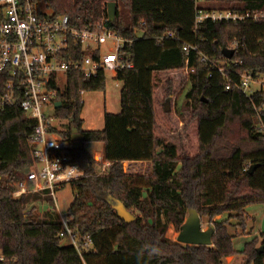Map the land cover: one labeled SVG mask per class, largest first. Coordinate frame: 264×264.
I'll use <instances>...</instances> for the list:
<instances>
[{
    "label": "trees",
    "instance_id": "trees-1",
    "mask_svg": "<svg viewBox=\"0 0 264 264\" xmlns=\"http://www.w3.org/2000/svg\"><path fill=\"white\" fill-rule=\"evenodd\" d=\"M31 2L55 16H68L76 27L104 22L126 41L121 56L132 67L117 73L121 111L105 113L101 130H82L81 112L84 94L104 91L102 75L84 81L79 73L70 74L61 107L55 109L54 119L68 124L51 132L71 145L66 155L83 175L64 185L75 194L64 215L67 227L80 243H92L82 257L60 237L63 223L52 199L13 197L17 177L33 165L29 142L37 122L18 105L0 110V264H226V258L238 253L245 264H264V233L246 242L244 252H236L231 233L236 228L244 232L250 206L264 205V90L250 97L234 86L227 91V79L219 72L221 68L235 82L244 72L264 76V24L196 25L195 0ZM109 3L116 4L114 23ZM209 4L240 13L264 12V0H206L201 8L215 9ZM178 73H188L189 85L180 112L188 121L181 133L160 123L157 106L158 89L166 98L173 87L171 80L161 86L160 78ZM163 113H169L165 107ZM233 122L237 132L228 130ZM79 136L82 144L103 145L108 168L103 171L83 148H73ZM191 139L194 154L188 151ZM126 162H151L152 174L128 176ZM42 201L51 209L32 218L30 205ZM114 203L124 205L135 221L122 222ZM191 209L215 228L212 247L167 238L169 226L179 233ZM217 217L221 220L213 222ZM153 246L159 255L150 254Z\"/></svg>",
    "mask_w": 264,
    "mask_h": 264
},
{
    "label": "built area",
    "instance_id": "built-area-1",
    "mask_svg": "<svg viewBox=\"0 0 264 264\" xmlns=\"http://www.w3.org/2000/svg\"><path fill=\"white\" fill-rule=\"evenodd\" d=\"M195 2L199 7L196 25L206 21L264 24V12L207 10L201 8L206 0ZM125 44L126 41L108 30L104 22L76 27L68 16H55L46 6L37 8L31 0H0V110L18 105L26 117L37 122L29 142L33 165L13 184V197L36 194L43 199L51 198L54 211L63 223L60 237L66 239L80 257L93 249L91 240L80 243L75 238L57 209V194L65 184L83 175L70 165L66 151L71 145L51 132L57 127L43 110L50 106L55 109L67 89L70 74L79 73L84 81L99 75L105 79L109 75L116 80L119 70L130 69L132 66L121 56ZM184 51L187 52V48ZM219 72L227 79V91L234 86L250 97L264 90V76L254 77L244 72L235 82L221 68ZM0 261H3L2 256Z\"/></svg>",
    "mask_w": 264,
    "mask_h": 264
},
{
    "label": "rangeland",
    "instance_id": "rangeland-1",
    "mask_svg": "<svg viewBox=\"0 0 264 264\" xmlns=\"http://www.w3.org/2000/svg\"><path fill=\"white\" fill-rule=\"evenodd\" d=\"M208 7L212 8H224L226 6L221 4H209ZM188 73H178L174 76H162L160 78L161 86H165L168 80H171L173 83V87L171 88V93L164 98L163 94H160L161 89H158V111H159V121L163 125H172L176 126L178 132H183L186 123L188 121V117L185 114V118L180 117V112L184 110L185 105V95L189 90V85L186 82ZM106 84L104 87V91L100 90L98 92L88 93L83 95L84 107L81 112V119L83 121L82 130L91 131V130H101L103 128V117L105 113L108 114H119L121 111L120 105V93H121V84L112 79L111 76L107 75ZM187 84V85H186ZM118 85V87H117ZM186 85V86H185ZM185 86V87H184ZM167 100H170L169 103ZM169 106V113L162 114V110L167 105ZM43 113L46 114L47 117L53 119L54 125L57 127V130L63 131L67 128L68 122L65 121H57L54 119L55 109L53 107H47L43 110ZM165 116V118H164ZM229 131H238V125L236 122H233L228 127ZM175 134V133H174ZM194 134V132H192ZM78 141V138H77ZM87 144V145H86ZM82 144L80 142L81 148H83L95 162L99 165H103L104 159L102 153L96 148H91L89 145L92 144H101V143H86ZM102 145V144H101ZM188 151L190 154H194L195 152V139L189 140L188 143ZM98 147V146H97ZM123 170L128 176H147L152 174V163L145 162V164H133V163H124ZM23 176L19 175L17 178L21 179ZM51 200V198H50ZM75 200V194L70 189L69 186H66L63 190L59 191L57 194V202H58V211L64 216L67 214L70 206L73 204ZM48 210L51 209L50 206H47ZM37 210L32 215L34 217H40L37 214ZM251 213V214H250ZM247 219L244 223V232L241 228L232 229L231 233L234 236V245L236 252H244L245 243L251 241L252 239H256L259 237L260 233H264V205H253L250 206L247 210ZM254 217V218H253ZM221 218L217 217L213 220V222L220 221ZM203 230H207L212 226V223L207 221L206 219H202ZM170 233V234H168ZM178 236V232L175 231L172 225L169 226L167 232V238L171 242H176ZM68 245L71 244L67 241ZM258 248L262 249L260 245V241H258ZM245 256L242 253H238V255L226 258V264H245Z\"/></svg>",
    "mask_w": 264,
    "mask_h": 264
},
{
    "label": "water",
    "instance_id": "water-1",
    "mask_svg": "<svg viewBox=\"0 0 264 264\" xmlns=\"http://www.w3.org/2000/svg\"><path fill=\"white\" fill-rule=\"evenodd\" d=\"M108 17L111 23L115 22L116 19V4L109 3L108 4ZM169 103V101H168ZM165 106V111L169 112V106ZM61 107V103L57 102L55 104V109ZM83 141L82 137H78V141L75 142V149H80V142ZM113 208L118 216V218L126 223L130 224L135 221V217L127 211L124 205L120 203H114ZM215 234V228L211 226L207 230H203V224L201 221V217L197 213V211L191 209L188 211V216L185 223L181 226L176 242L185 245V246H195V247H212V239ZM259 252L263 251L262 249L258 250Z\"/></svg>",
    "mask_w": 264,
    "mask_h": 264
},
{
    "label": "crops",
    "instance_id": "crops-1",
    "mask_svg": "<svg viewBox=\"0 0 264 264\" xmlns=\"http://www.w3.org/2000/svg\"><path fill=\"white\" fill-rule=\"evenodd\" d=\"M89 146L91 148L96 147L100 151V153H102V155H103V145H101V144H92V145H89ZM94 150H95V148H94ZM128 163H132V162H128ZM139 163L145 164V162H139ZM139 163H133V164H139ZM103 167H105V169H106V168L109 167V164L103 163ZM47 206H49L48 203L46 201H42V202L32 203L30 205L29 209H32L33 210V214L35 213V210H37V212H38L37 214H39L40 216H42L46 212L49 211L48 208H47Z\"/></svg>",
    "mask_w": 264,
    "mask_h": 264
},
{
    "label": "clouds",
    "instance_id": "clouds-1",
    "mask_svg": "<svg viewBox=\"0 0 264 264\" xmlns=\"http://www.w3.org/2000/svg\"><path fill=\"white\" fill-rule=\"evenodd\" d=\"M159 252H160L159 248L153 246V247L151 248V252H150V254H153V255H159Z\"/></svg>",
    "mask_w": 264,
    "mask_h": 264
}]
</instances>
